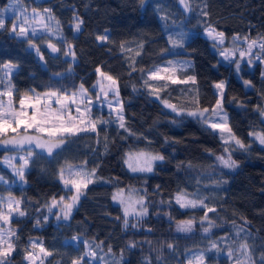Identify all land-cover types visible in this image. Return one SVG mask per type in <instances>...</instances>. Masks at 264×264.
<instances>
[{
  "label": "trees",
  "instance_id": "trees-1",
  "mask_svg": "<svg viewBox=\"0 0 264 264\" xmlns=\"http://www.w3.org/2000/svg\"><path fill=\"white\" fill-rule=\"evenodd\" d=\"M8 1L0 0V6H6ZM20 1L27 8L51 9L53 26L59 21L66 40L61 43L59 36L51 37L61 51L53 54L45 45L41 47L44 54L41 60L27 43L6 30L12 19L5 14L6 29L0 30V66L8 61L18 65L10 77L15 88L14 102L32 89L37 93L49 88L72 92L81 84L94 95L96 69L100 68L118 79L126 127L135 135L115 122L100 125L99 143L96 135L89 133L74 139L53 157L37 153L25 170L22 183L3 162L10 150L0 147V176L9 183L0 186V191L21 200L20 208L26 213L23 217L13 214L8 224L19 237L13 238L15 251L8 257L11 264H30L25 256L26 250H32L33 240L42 242L53 253L44 258L43 264H71L85 251L79 241L75 246L69 240L73 237L95 244L103 242L96 249L103 259H92L91 264H146V261L147 264H188L192 251L205 253L206 264H231L223 252L217 254L208 249L212 242L225 236L229 237L228 246H238L244 233L237 237L236 227H244L250 233L247 242L252 254H264V146L249 135L264 132V117L257 111V106L261 111L264 108L263 68L260 62L251 66L244 63L237 72L235 66L219 60L211 40L203 34L211 24L224 32L226 38L264 37V0H191L193 11L189 13L182 10L178 0ZM202 10L208 16H201ZM75 16L83 20L79 33L73 25ZM165 16L167 20L163 19ZM179 32L188 33V38L183 47L173 48L167 36ZM105 34L108 41H97V36ZM141 42L144 47L141 55L136 56L137 71L129 75L127 57L135 55ZM121 43L132 51L122 52ZM67 44L74 46V62L72 57L63 55ZM170 60L192 61L187 75L197 78L200 107L211 108L217 99L213 84L226 81L224 111L235 135L249 146L247 151L230 149L236 168H224L216 160L222 154L218 135L206 131L191 118L172 123L174 116L142 86L139 69L166 66ZM56 73L61 75L55 76ZM3 76L0 71V77ZM245 81H251L252 87L246 86ZM7 84L4 80L0 90H6ZM187 87L190 85H170L161 97L178 103L177 98L186 99L190 95L187 92L181 95L180 89ZM108 112L105 106L92 107L93 118L109 119ZM104 137H107V150ZM130 148L152 150L164 156V160H159L152 172H131L123 161L125 150ZM93 157L99 179L88 185L71 218L58 220L47 207L53 197L67 192L58 177V169L65 162L81 165L87 161V170L91 171L93 168L88 163ZM128 186L143 189L148 208L147 215L135 227L124 226L123 210L112 200L116 188ZM180 190L195 193L192 198H203L208 207L216 209L215 213H208L216 225L210 232L203 231L207 222L203 227L199 223L204 211L181 209L175 204L174 196ZM192 217L197 220L192 232L177 231L179 221ZM169 244L173 245L171 249ZM221 247H224L222 241Z\"/></svg>",
  "mask_w": 264,
  "mask_h": 264
},
{
  "label": "snow or ice",
  "instance_id": "snow-or-ice-1",
  "mask_svg": "<svg viewBox=\"0 0 264 264\" xmlns=\"http://www.w3.org/2000/svg\"><path fill=\"white\" fill-rule=\"evenodd\" d=\"M179 5L185 13L192 12L191 0H178ZM207 5H205L206 9ZM19 10V15L15 16V20L11 23V26L6 29V12H15ZM201 16H208L206 10L201 11ZM54 19L51 9L45 8L42 11L37 8H32L30 11L20 4V0H11V3L6 5L3 9H0V30L9 31L14 37L21 38V42L27 43L29 48L34 50L37 56L43 60V52L41 46L34 42V38L37 36L38 30H42V34H51L52 36H59L61 43H64L66 38L63 37L60 31L59 21H56V27L52 28L50 22ZM74 29L77 33L82 31L83 20L79 16L74 18ZM167 20V17H163ZM167 31V25H165ZM205 35L212 42L214 49H220L219 55L224 60L235 63L237 72L240 70V61L247 57V63L250 65L253 63V57L257 60L264 59V37L257 39H249V37H240L234 35L231 39L233 45L246 44V47L241 50L238 47L225 48V33L218 31L214 26L208 24L204 29ZM176 37H179L178 39ZM188 38V33L179 32L175 34H169L167 36L168 42L173 48L183 47L185 40ZM97 41H108L109 36L107 34L97 36ZM46 47L51 53H58L61 50L51 42L46 44ZM144 45L141 42L138 45V51L134 56L127 57L128 65L131 72L137 71L136 68V56L141 55V51ZM257 51L254 52L253 50ZM120 50L122 52H131V49H126L124 44L121 43ZM238 54L239 59L233 60ZM64 56H70L75 61L76 53L72 44H67V50L63 52ZM192 67L191 60H177L168 61L166 66H154L152 69L145 71L139 69L143 76V87L148 90V94L157 99L163 109L168 110V113L174 116L172 123H177L186 118H191L200 123L204 129L211 132L213 135H218L222 141V154L216 156V160L224 168L233 169L236 168L237 162L232 159V151L230 149H243L247 151L249 146H246L244 142L239 139L228 122L227 113L224 111V95L226 88V81L221 80L213 84L214 95L217 97L213 106L200 107V92L197 84V78L195 75H187L188 69ZM18 68V65L8 61L0 66V71L4 72V76L0 77V87L3 86L4 80L8 81L7 89L0 90V145L5 146L6 149L14 151H26V155L20 157L22 163L17 166L13 161L16 160L15 156L4 157L3 162L7 164L12 171L19 176L21 180L25 177V170L28 168L33 158L37 155L35 150H40L46 153L48 157H53L55 153L65 148V146L72 142L74 139L86 135L89 133L95 134L97 142H100L99 126L107 125L111 122H115L119 128L125 129L126 132L131 133V130L126 127L125 117L123 113V101L120 99L119 82L117 78L104 73L97 68L96 71L101 77L93 89H99L96 102L101 104V107L106 104L109 109V119H105L101 116L93 118L92 107L93 99L88 90L84 88L83 84L79 86L76 91L69 92L67 89H54L49 88L43 93H37L34 89L29 90V93L20 95L18 103L13 100L15 88L11 83V74L13 69ZM55 76L61 74L56 73ZM181 76L184 78L181 79ZM246 86L252 87L251 81L244 82ZM170 85H185L186 89H180L181 95L184 96L185 92L190 94L186 99H178V103H172L170 99L162 98L161 93H167ZM135 91V89H134ZM111 94L112 99H108ZM170 96V93H168ZM7 97L5 101L4 97ZM186 105H192L188 107ZM257 111L264 115V111H261L257 106ZM249 135L264 146V132L249 133ZM105 150H107V137H104ZM167 142V139L165 140ZM157 160H164L162 155H152L149 153L139 152L127 154L126 163L133 172H151L153 170V162ZM189 167L191 165L189 164ZM58 177L62 181L67 192L71 193L67 199L64 196H60L59 200L55 197L52 198L51 203L47 206L49 213L53 208L58 207L60 215L57 219H63L68 221L73 209L77 207L81 196L88 188V185L93 184L96 179V169L91 171L87 170V161L82 162L81 165H73L72 163L65 162L58 169ZM3 177L0 176V180ZM135 191V190H131ZM195 193H189L186 190H180L174 196V202L181 209H198L204 211V215L199 218V223L203 227L207 222L208 226L203 227V231L208 233L216 225L210 220L208 213H215L214 207H208L205 203V199H193ZM112 200L123 205L124 214V226H128L129 215H135L139 220L141 217L147 215L148 208L145 205L144 197L136 199L131 194L127 197L124 194V189H118L116 193L112 195ZM173 201H169L171 204ZM0 203H5V206L0 207V225L10 224L13 214L18 216H25V212L21 210V200L15 199L9 196L4 202V198L0 197ZM139 206V209L137 208ZM47 219V217H45ZM37 225L40 221L37 220ZM197 220L195 217L187 220H181L177 223V231L189 233L193 231V228ZM247 223V221H245ZM135 227V225H133ZM234 227H236L234 225ZM244 233V237L241 238V242L233 249L228 246V236L221 237L219 241H214L210 244L208 251H215V253L223 252L227 259L232 260L233 264H256L253 259V249L247 242V237L250 234L244 227H236L235 235L240 237L241 233ZM13 238L19 239L16 231L11 227L5 229L0 226V264H11L8 257L15 251V245ZM74 241H79L83 244L85 251L81 256L73 259L71 264H91L92 259L102 260L96 251L101 248V244H95L87 240H83L80 237H73ZM221 241L224 242V247H221ZM135 245H130L134 247ZM173 245L169 244L168 248L171 249ZM31 249L26 250V261L30 264H43L44 258L52 256L53 253L43 246V243H37L31 241ZM36 249H39L37 252ZM111 252V248H109ZM87 258V260H86ZM159 259V258H158ZM123 257H121V261ZM196 264H204L205 253L201 252L199 255L193 257ZM107 264V262H105ZM121 264V262H117ZM147 264V261H146ZM192 264V261H189ZM259 264H264V254L259 257Z\"/></svg>",
  "mask_w": 264,
  "mask_h": 264
},
{
  "label": "rangeland",
  "instance_id": "rangeland-1",
  "mask_svg": "<svg viewBox=\"0 0 264 264\" xmlns=\"http://www.w3.org/2000/svg\"><path fill=\"white\" fill-rule=\"evenodd\" d=\"M38 1H39V0H38ZM9 3H11V0L8 1V4H9ZM8 4H7V5H8ZM20 4H21L23 7L27 8L24 4L21 3V1H20ZM4 7H5V5H4V6H0L1 9H3ZM27 9L30 11L32 8H27ZM37 9H39V8H37ZM43 9H45V8H41V9H39V10L42 11ZM5 14H9V15H11V19H12V22H13V21L15 20V16H16V15H19V10H16L15 12H6ZM74 23H75V22H74ZM73 25H74V24H73ZM50 26H51L52 28H54V26H53V21L50 22ZM203 34L205 35L204 30H203ZM205 36H206V35H205ZM246 36H247V35H246ZM51 37H57V36H52L50 33H49V34H42V30H38V32H37V36H36V38H34V39H35L34 42H35L36 44L40 45L41 47H45V45H46L47 42H49V41H53L55 44L58 45V43H57L56 41H54V39H50ZM206 37H207V36H206ZM232 37H233V36H232ZM232 37H230V38H226V39H225V44H224V47H225V48L238 47V48H240L241 50H243V49L246 47V44H237V45H233V42H232V39H231ZM240 37H245V36H240ZM247 37H248V36H247ZM257 38H260V37H256V38H250V37H249V39H257ZM28 47H29V46H28ZM214 50H215L217 53H219V51H220V49H214ZM253 51L256 52L257 50L254 49ZM261 55H264V54H261ZM218 58H219L220 61L228 62V63L232 64L233 66H235V63H233V62H231V61H228V60H224L223 57H221L219 54H218ZM237 59H239L238 54H237L236 57H233V60H237ZM256 62H260V63H261V66H262V68H263V73H264V59L257 60V59H255V57H253V63L250 64V66L253 65V64H255ZM6 63H7V62H6ZM244 63H247V57H245L244 60H241V61H240V66H241L242 64H244ZM4 64H5V63H4ZM2 65H3V64H2ZM235 68H236V67H235ZM15 69H16V68H15ZM15 69H13L12 72H14ZM3 75H4V72H3ZM99 79H101V77H100L99 74H98L97 80H96V82L94 83V85L97 83V81H98ZM218 82H219V81H218ZM216 83H217V82H216ZM98 91H99V89L97 88V89H94V95H91L90 93H89V94L91 95V97H92V99H93V105L96 106L97 108H101V104H103L104 102H103V101H101L100 103H97V102H96V96H97ZM4 99H5V101H6V100H7V97L5 96ZM108 99H112L111 94L109 95ZM17 103H18V102H17ZM104 106L107 107L106 104H104ZM263 111H264V108H263ZM263 117H264V115H263ZM0 147H4V148H5V146H3V145H0ZM35 151H36V153L46 154V153L41 152V151L38 150V149L35 150ZM129 152H131V153L144 152V153H149V154H152V155H157V154H158V153H156V152H154V151H152V150L141 149V148H130V149H126L125 152H124V155H123V161H124V164H125L126 168H127L129 171H131V172H133V171H132L131 169H129L127 163L125 162L126 159H127V154H128ZM26 154H27L26 151H19V152H17V151H14V150H10V151L7 152V154L4 155V157L15 156V157H16V160L13 161V163H15L17 166H19V164L22 163L20 157L25 156ZM46 155H47V154H46ZM158 155H159V154H158ZM218 156H219V155H218ZM4 157H3V160H4ZM95 160H96V157H93L92 160L89 161L88 166H89L90 168H93V166H94V164H95ZM158 161H159V160L153 162V166H152L153 169H154V167H155V164H156ZM6 165H7V164H6ZM7 166H8V165H7ZM8 167H9V166H8ZM9 168H10V167H9ZM10 169H11V168H10ZM89 171H90V170H89ZM152 171H153V170H152ZM152 171H151V172H152ZM137 172H141V171H137ZM147 173H149V172H147ZM16 176H17V175H16ZM17 178L19 179L18 181H19L20 183L23 182V180H21V179L19 178V176H17ZM8 184H9V183H8V181H7L5 178H3L2 180H0V186H1V187H4V185H5V186H8ZM64 187H65V186H64ZM3 189H5V188H3ZM3 189H1V190H3ZM118 189H124V194H125L126 197H127L129 194H131V195H132L133 197H135L136 199H139L140 197H144V193H143V189H142V188L132 187V186L116 188V189L113 191V194L116 193ZM131 190H135V191H131ZM70 195H71V193H69V192H65V193H64L63 195H61V196H64L65 199H67L68 196H70ZM9 196L13 197L12 195H10L9 193H7V192H5V191H4V192H3V191H0V197H3V198H4V202H6V200H7V198H8ZM13 198H14V197H13ZM56 199L59 200V197L56 198ZM193 199H194V198H193ZM113 202L119 204V203L116 202V201H113ZM50 203H51V201H50ZM50 203H49V204H50ZM119 205L121 206V208H122V210H123V205H121V204H119ZM3 206H5V203H0V207H3ZM137 208L139 209V206H137ZM51 213H53V214L56 215V216L60 215L59 208H58V207L53 208ZM51 213H50V214H51ZM127 219H128V224L131 225V226H133V225L137 226V224L139 223V220L136 219L135 215H129V216L127 217ZM0 226L4 227L5 229H7V228L9 227L8 224H4V225H0ZM202 232H203V231H202ZM69 240H70L75 246L77 245V241H74L73 239H69ZM249 245H250V244H249ZM230 247H232L233 249H235L237 246L233 245V246H230ZM28 250L30 251V249H28ZM37 250H38V249H37ZM200 253H201V251H192V252L188 255V261H192V264H196V262L193 260V257L199 255ZM252 255H253V259L256 261V264H259V257H260L261 255H260L259 253H257V254H252ZM188 264H189V263H188ZM204 264H206V262H204ZM231 264H233V261H232V260H231Z\"/></svg>",
  "mask_w": 264,
  "mask_h": 264
},
{
  "label": "water",
  "instance_id": "water-1",
  "mask_svg": "<svg viewBox=\"0 0 264 264\" xmlns=\"http://www.w3.org/2000/svg\"><path fill=\"white\" fill-rule=\"evenodd\" d=\"M49 42L55 44L53 41H49ZM47 43H48V42H47ZM56 46H57V45H56ZM57 47H58V46H57ZM46 49H47L48 51H50L47 47H46ZM54 54H58V53H54Z\"/></svg>",
  "mask_w": 264,
  "mask_h": 264
}]
</instances>
